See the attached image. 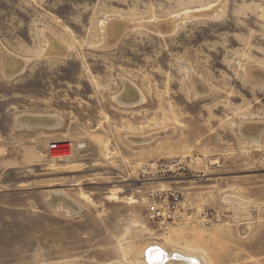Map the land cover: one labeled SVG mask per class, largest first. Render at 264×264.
Wrapping results in <instances>:
<instances>
[{
	"label": "rangeland",
	"instance_id": "374dc122",
	"mask_svg": "<svg viewBox=\"0 0 264 264\" xmlns=\"http://www.w3.org/2000/svg\"><path fill=\"white\" fill-rule=\"evenodd\" d=\"M5 54L25 62L14 78ZM255 124L264 0H0V264H138L146 243L264 264V134L240 132ZM170 190L165 230L147 207Z\"/></svg>",
	"mask_w": 264,
	"mask_h": 264
},
{
	"label": "bare ground",
	"instance_id": "6f19581e",
	"mask_svg": "<svg viewBox=\"0 0 264 264\" xmlns=\"http://www.w3.org/2000/svg\"><path fill=\"white\" fill-rule=\"evenodd\" d=\"M114 29H116V28H114ZM116 35H117L116 31H114L112 29V31L109 32L108 41L112 42V41H115L116 38L118 39V37H116ZM52 43H54V42H52ZM64 51H65L64 48H62V49L59 48V50L51 51L50 53L51 54L54 52L64 53ZM5 56H6L5 62H8L9 59H12L13 62L15 63V64L13 63V65L16 68L23 66L22 60H19L17 57L14 58L12 54H5ZM23 68H24V66H23ZM126 89H128V88H126ZM131 91H132V89H131ZM132 95H135V94H132V93L127 91L124 99L129 100L132 98L131 97ZM125 102H123V103H125ZM130 102L133 103V101H130ZM61 123L62 122L60 121V118L55 119L53 117L52 118L51 117L50 118H43V117H39V116L35 117V116H30V115L28 116L27 115L24 117H19V119H18V125H20L21 128H23V127H27V128H35L36 127L37 128V126H41V125L45 126V127H54L55 128L56 126H58ZM47 125H50V126H47ZM44 129H46V128H44ZM241 129L242 128L240 127V132L243 131L245 133V134L244 133H241V134L244 137H247L248 139H250L254 145L259 143V141L261 140V138L264 134V124L250 125L249 127L246 128V131L241 130ZM55 196H57V195H55ZM62 198H60V199L62 200ZM62 202H63L65 207L69 206V208H70V205L68 204V202L63 201V200H62ZM70 204H71V201H70ZM71 210H72V213L75 214V213H78L79 211H81V207L79 206L78 208H73V206H71ZM136 251L132 255V260L134 262H137L138 264H207L206 260L204 258H202V256H200V255L193 254L189 251H185L184 253L178 252L174 249L169 248L168 246L160 245L158 243H146L144 245V247H141L137 253H136ZM130 259H131V256H130Z\"/></svg>",
	"mask_w": 264,
	"mask_h": 264
},
{
	"label": "built area",
	"instance_id": "2783aa9c",
	"mask_svg": "<svg viewBox=\"0 0 264 264\" xmlns=\"http://www.w3.org/2000/svg\"><path fill=\"white\" fill-rule=\"evenodd\" d=\"M58 144L51 145V150H56ZM67 156H58L66 158ZM181 199L177 192H157L151 196L147 207V217L150 222L157 224L165 230H169L180 220L179 207Z\"/></svg>",
	"mask_w": 264,
	"mask_h": 264
},
{
	"label": "water",
	"instance_id": "95a60500",
	"mask_svg": "<svg viewBox=\"0 0 264 264\" xmlns=\"http://www.w3.org/2000/svg\"><path fill=\"white\" fill-rule=\"evenodd\" d=\"M115 27H116V29L114 31H116V33H117L116 37H118V39L116 38V40L115 41H112V42H109L107 40V46L108 47L115 46L117 44L118 40L120 39V37L122 35V32H124V29L127 28L125 25H115ZM52 41H54V40H52ZM64 49H65V51L62 54H58V52H55V53H52V54H49V55L64 56L67 53L66 48H64ZM9 65L10 64H7L6 68L4 69L5 76L7 78H14L15 76H17L18 74H20L23 71V68L22 67L16 68V67H14V65L10 69H8V66ZM47 126H50V125H47ZM247 127H249V126L243 127L244 130H246Z\"/></svg>",
	"mask_w": 264,
	"mask_h": 264
}]
</instances>
